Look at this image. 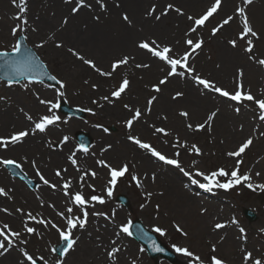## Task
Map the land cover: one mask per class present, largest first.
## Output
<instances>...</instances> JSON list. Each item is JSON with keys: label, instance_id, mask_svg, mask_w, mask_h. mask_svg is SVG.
Segmentation results:
<instances>
[{"label": "rangeland", "instance_id": "374dc122", "mask_svg": "<svg viewBox=\"0 0 264 264\" xmlns=\"http://www.w3.org/2000/svg\"><path fill=\"white\" fill-rule=\"evenodd\" d=\"M192 1L194 4L191 0H104L106 8L102 10L96 0H85L86 4L91 7H83L73 13L72 8L76 6V0H72L71 3L66 0H27L29 27L37 29L35 32L31 30L27 36V42L47 65L50 72L65 83L66 87L62 90L65 95L63 97L57 95L59 87L53 89L46 85L30 84L25 88L23 86L25 83L7 85L0 81V112L3 109H9L5 95L12 99L11 105L13 104L12 107L15 110L5 115L0 125V136L7 137L15 131L27 128L30 124L32 126V122L26 119V115H31L35 120L40 115L48 114V106L40 104L37 96L40 99L51 100L53 103L66 102L71 107L80 108L86 113V119L82 121L71 119L61 115L58 108L53 110L60 120L48 126L47 129L51 133L46 134L45 140L51 144L60 142L63 148V138H68L65 143L69 146V151L62 159V162L65 163L63 165L56 166L50 163L47 160L50 158L40 152L20 153L15 149L19 145H10L7 149L0 148V157L20 162L23 165L22 170L28 177L37 181L40 186L37 191L31 192L22 183L12 178L6 168L0 166V187L5 188L6 191L11 189L9 192L11 198L0 196V209L8 210V212L0 211V224L8 223L13 230L22 232V221L25 217L16 212L17 208H21L25 213L31 211L34 215L40 214L43 218L51 219L58 226L63 227L64 221H61L56 213L64 210L68 200L59 187L61 181L55 176V171L67 169L66 172L62 171V175L64 179L71 178L73 182L71 191L75 192L81 190L79 177L83 173L80 172L90 170L95 171L97 176L95 178L85 177L83 192L91 193L92 190L88 185H94L95 194L103 195L106 200L104 205L96 204L95 208L88 209L89 217L94 211L104 212L108 217L100 216L99 219L92 221L98 234L104 230V227H107L106 230L114 228L118 232L119 225L132 223L139 219L147 228L159 235L162 241L177 254L180 264H189L190 258L176 252L174 245L187 247L205 259L213 254L211 246L215 244L217 251L214 254L225 260L227 264H243L242 257L245 251H252L254 256L264 255V191L250 189L244 183L230 190L214 189L212 192H207L200 189L204 195L198 191L192 192V195L202 203L197 206L184 203L177 208V211H181L184 215H176L174 213L176 204L169 199H175L179 194L176 192V184L168 181L159 186L155 180L151 182L152 175L146 172L145 162L130 155L125 148L127 135L138 136L142 133H139L135 128L130 132L126 127L125 121L130 118L131 113L124 108V105L128 104L133 109L140 108L143 111L146 109L147 100L156 96L157 99L153 102L151 110L159 104L160 117L157 122L150 121L148 125L163 127L170 135L164 136L155 133L153 129L147 143L170 158H175V152L179 151L181 154L179 159L186 170L191 167L193 160L198 162L197 166L202 170H214L221 166L232 169L235 166L236 158L228 157L229 159H226L221 154L236 150L238 145L248 137L254 138L253 144L246 149L242 156L243 163L240 172L241 174L250 172L254 186L264 183V172L261 167L264 165V151L262 150L264 135H261L264 133V121L259 120V113L252 102L246 101L244 106H239L234 101L195 85L187 77H171L167 84L160 86L161 92L153 91V85L158 84L159 80L166 75L167 66L145 50L139 49L137 43L142 39H155L162 45H171L175 52L182 54L185 48L184 33L192 23L187 17L189 15L199 16L213 2V0H200L199 4H195V0ZM53 2L55 3V12L51 17V3ZM188 2L192 5H188ZM167 3H172L175 7L180 8L184 15L170 11L167 16L156 20L146 14L152 5H156L155 15H159ZM4 4L10 8V29L18 23L14 19L18 9L13 0H4ZM236 6H243L242 0H222V7L218 13L210 17L203 28L198 29L204 44L201 49L197 50L189 63L195 66L201 76L214 80L218 86L230 92L235 88L238 70H243L244 89L250 90L254 97L261 98L264 95V66L259 65L257 60L264 59V0H253L251 5L246 6L249 21L259 34V39L253 38L254 50L252 54L243 50L246 47L243 41L238 40L237 48H232L227 43L229 39L235 38L240 31L239 18L225 26L216 36L211 35L213 26L217 25L226 15L232 14ZM124 14L129 16L131 25L122 19ZM1 17L0 14V19ZM50 18H55L53 27L50 26ZM65 20H67L66 24ZM136 23L150 28V32H143L142 27ZM30 34H33V38L30 37ZM20 36L24 35L19 33L16 37L10 35L7 40L1 41L0 39V51H10L11 46ZM41 42H44V46L35 48V44ZM57 43L62 46L56 47ZM100 45H105V48L100 49ZM69 48L77 50L86 58L93 59L97 66L105 71L110 70V64L114 60L124 55H130L135 59H131L128 65L117 69L113 77L107 78L100 76L89 66L83 64L68 51ZM250 55H254L255 59H249ZM138 63L150 66L136 68L135 65ZM125 75L130 80V86L119 100H114V103L109 104L100 99L104 95H109L114 86L118 85L121 77ZM93 84L98 87L93 89ZM176 92H183L184 95L173 99ZM3 99L5 100L3 101ZM93 100H97L102 107L94 104ZM211 101H216V104L219 105L224 103L229 116L238 119L234 124L235 133H233L239 136L236 142L227 141L228 132H231L230 128L227 127L226 131L225 128L217 127L215 120L214 123H211L210 130L208 127L206 128V131L209 132L206 135L186 127L188 123L194 126L206 120L207 115L211 113L210 110L208 111L209 108H212V106L209 107ZM200 105L209 108L197 117V113L192 109H201ZM236 108L240 109L239 113L235 111ZM87 109H92L95 114L93 115ZM182 111L189 113L188 118L180 115ZM244 114L247 116L245 117ZM97 125H103V128H107L108 131L105 132ZM182 127L183 129H181ZM110 128H115L117 133H110ZM78 132H86L92 136L94 144L89 151L85 152L78 146L75 140V135ZM207 136L210 139L205 138ZM177 137L181 143L186 141L189 146L196 144L203 155L196 156L189 154L185 148L174 147ZM214 139H218L220 143L215 144ZM73 152L76 155L79 171L68 160ZM112 153L116 157L110 160L109 157L112 156ZM25 158H27V162H25ZM100 159H104L114 167L128 163L130 173H135L141 179L143 187L138 188L136 183L131 180V175L126 174L118 181L112 197L108 198L104 188L109 177L107 169L97 165L96 161ZM32 161L36 162V168L46 179L57 183V189L53 190L47 185H43L39 177L35 175ZM167 167V169L162 168L158 173L163 181L165 178L173 177L174 174L180 178V181L177 180L178 184H184L182 182L184 179L188 180L175 167ZM257 172L260 173L259 176H256ZM153 187L161 188L160 193L157 194V203H152L145 195ZM180 192L186 194L182 186ZM121 194L129 198L131 210L128 211L117 204L116 198ZM59 196L63 200L58 201ZM42 202L43 206H41ZM203 202L209 203L204 205ZM49 204L55 205V208L49 207ZM142 204L145 207L141 208ZM202 209L207 211L202 212ZM245 209L254 212L258 217L257 221L249 223L243 215ZM188 212H191L193 216H188ZM199 220L202 221L199 223ZM233 220L236 221L234 224L239 230L244 229L243 233L240 231V236L247 240L246 244L240 243L236 239L233 242L236 245L234 248L224 242L211 241L210 236L217 235V233H213L215 223L226 225ZM176 225H179L182 232L177 231ZM29 226L35 227L39 235L25 234L23 238L28 240L27 245L19 243L15 246L6 245V251L0 250V264H26L22 255L24 249L35 257L44 256L49 260V264L59 258L53 252V248L61 242L56 230L50 225L45 228L43 225L32 222H29ZM157 226L165 230L164 235L153 231V228ZM90 228L74 230L73 235L77 239V244L63 259L64 264H111L107 259V254L103 253L96 258L93 255L90 263H86L92 250L81 247V236L88 234ZM183 233H187V235L185 236ZM119 236L124 243L118 241L121 247H132L135 253L140 254V259L131 262L168 264L161 260L157 263L150 260L144 248L131 237L123 233ZM238 237L239 235H237ZM102 241L103 239L100 237V242ZM235 249H237L236 252ZM81 256H86V259L79 260ZM37 262L43 264L42 261L38 260Z\"/></svg>", "mask_w": 264, "mask_h": 264}, {"label": "snow or ice", "instance_id": "6c2138e0", "mask_svg": "<svg viewBox=\"0 0 264 264\" xmlns=\"http://www.w3.org/2000/svg\"><path fill=\"white\" fill-rule=\"evenodd\" d=\"M66 2L71 3L72 0H66ZM14 5L18 9L17 15L14 17L18 23L15 24L14 27L11 29V35L16 37L19 33H26L29 26V21L27 18V0H13ZM96 3L99 7L104 10L106 5L104 0H96ZM243 6H236L233 9L232 14L226 15L217 25L213 26L211 30V35L216 36L218 32H220L225 26L230 25V23L239 18L240 22V31L238 32L235 38L229 39L227 43L232 48L238 47V40L243 41L246 45L244 47V51L246 53H253L254 44L253 38L259 39V34L257 31L254 30L252 24L249 21L246 6L251 5L253 0H242ZM83 7H91V5L86 4L85 0H76V6L72 8V12H78ZM222 7V0H213L211 5L199 16H192L189 15L187 19L192 23L188 27L187 31L184 33L183 43L185 45L184 51L182 54H178L174 51L173 47L169 44H160L155 39H142L138 41L137 47L141 50H145L148 54L152 57L156 58L157 60L161 61L164 65L167 66V72L163 79H160L158 84L153 85V91L159 93L161 92V85H165L168 83L169 78L178 76L180 78H190L195 85L202 86L204 90L209 92H214L219 94L222 97L227 98L230 101H234L237 104H242L244 101H250L256 106V110L259 113V120L264 121V95L261 98L254 97L250 90H245L243 85V70H238L237 72V79L235 83V88L233 91H228L225 88H222L217 85V83L209 78H204L201 76L197 71L194 65L190 64V59L197 53V50L201 49L204 44V40L202 36L199 35L198 29L203 28L206 25V22L209 20L210 17H213L214 14L218 13V11ZM170 11H175L179 15H184L183 11L175 7L172 3H167L166 6L160 11L159 15H155L157 12V6L152 5L148 11L147 15L149 17H154L156 20H160L162 16H167ZM122 19L131 25V20L127 14H124ZM67 23V20L64 21ZM31 30L33 32L37 31L35 27H32ZM193 34H196L195 36ZM27 35L23 36V40L27 41ZM44 46V42L35 44V48H42ZM62 45L57 43L56 47H61ZM68 51L75 56L78 60L82 61L83 64L89 66L92 70L98 73L102 77L111 78L117 72L121 66H125L129 64L131 59H135L130 55H124L116 60H114L110 64V70L105 71L102 68L98 67L96 62L91 58H86L84 55H81L77 50L69 48ZM249 59H255L254 55H250ZM258 64L264 66V59L257 60ZM150 65L148 64H136V68H147ZM219 67V65H217ZM0 68L4 70L5 76L8 78V83L12 84L14 81L18 82L19 78L27 81L23 86L25 88L28 87L30 84L34 83H42L43 78H47L49 80L55 81L56 85L59 86L57 89V95L63 97L65 93L62 91L66 85L65 83L58 79L55 75H49L47 72V66L40 61V58L36 55V53L26 46L25 43H22L21 40H16V42L11 46L10 51L4 50L0 51ZM87 83V81H85ZM130 86V80L127 76L121 77L118 85L114 86L113 90L110 91L109 95H104L100 97L103 101L112 104L114 100H119L126 92V90ZM93 89H96L98 86L93 84ZM184 95L183 92H176L173 96V99L180 98ZM40 104L47 105V113L44 115H40L37 119H33L31 115H26V119L32 122L31 128H24L18 131L11 133L7 137L0 136V148L7 149L10 145H15L18 143H22L23 140L28 137L30 134H35L36 132L43 133L47 130L48 126L55 124L57 121L60 120V117L55 114L53 111L60 107L59 103H53L51 100H44L40 99L37 96ZM157 99L156 96H152L147 100V106L145 111L151 112V106L153 102ZM94 104H98L97 100L92 101ZM98 106L102 107V105ZM124 108L127 109L131 116L125 121L126 127L131 130L133 125L136 121H139L142 117L143 113L140 108L133 109L130 105L125 104ZM87 111L92 112V109H87ZM218 111V110H217ZM217 111H212L210 114L207 115L206 120L204 123H199L193 125L188 123L186 127L189 130L193 131H202L206 127L211 128V123L217 115ZM235 111L239 113L240 109L236 108ZM94 115L95 113L92 112ZM181 116L188 118L189 113L187 111H182L180 113ZM166 119V117H165ZM97 127L103 128V125H97ZM155 133L163 134L164 136L170 135L168 131H166L163 127H155L152 126ZM105 132L108 131L107 128H103ZM264 135V133H261ZM67 137H64L63 142L67 141ZM127 139L131 141L133 144L137 145L140 149H143L149 152L153 157H156L158 160L163 161L167 165H171L179 170L185 177L188 178V181L191 185H195L200 189H203L207 192H212L214 189H223V190H230L231 188L244 183L246 187L256 190L259 189L260 191H264V183L253 185L252 183V176L250 172H246L241 174L240 167L243 163L242 156L245 153L246 149H248L253 144V139L248 137L244 141H242L236 150L228 151L225 155L229 158H236L235 166L232 169H227L223 166L218 167L214 170H202L200 169L197 164L196 160L192 161L191 167L186 170L185 167L182 166L181 161L179 159L180 152H175V158H170L156 148H154L150 143L142 141L138 136L129 134L127 135ZM177 148H185L189 152V154H195L196 156L203 155L201 149L196 144H191L190 146L187 142L181 143L179 141V137H177L176 143L173 145ZM87 152V149H83ZM68 160L71 162L73 166L79 168L77 166V159L75 152H73L69 157ZM25 162H27V158H25ZM97 165L106 168L107 174L109 179L105 185L104 191L108 198H111L113 195L114 188L116 187L118 181L125 177L126 174L131 175V180L136 183L138 188L143 187L141 179L135 174L130 173V166L128 163H123L118 167H114L112 164L108 163L104 159H100L96 161ZM0 166L4 168H14V169H22L23 165L15 159L4 158L0 157ZM32 167L35 169V175L39 177V180L43 183V185H47L49 188L55 190L57 189V183H52L45 176L40 172L38 168H36V162L32 161ZM62 171L66 172L67 169H57L55 171V176L60 178L59 187L63 191L64 196L68 200L67 206L64 208L63 211H57V215L64 221V226H58L54 223L51 219H45L40 214L34 215L31 211L24 212L23 209L17 208L16 212L21 213L25 219L22 221V228L23 231H15L8 223L0 224V250H7V246H15L17 243L21 245H27L28 240L23 238L25 234L32 235L36 234L39 235L38 230L35 227L29 226V222L34 224L43 225L45 228H48L49 225L51 228L55 229L59 235L60 241L63 242V247L60 248V256L56 260L52 261V264H64L63 257L66 255L69 250H73L74 246L77 244V239L74 238L73 232L77 229H84L88 223L89 218V208H95L96 204L104 205L106 203L105 197L103 195L95 194L96 189L94 185L89 184L88 187L91 188V193L85 194L83 192L84 182L86 176H91L95 178L97 173L95 171L85 170L84 173L79 177L80 180V191H71L72 189V180L64 179L62 175ZM260 173L257 172L256 176H259ZM27 178V177H25ZM223 178V179H221ZM152 180H155V175H153ZM9 192L11 189L7 191L5 188L0 187V196H9ZM162 194V193H161ZM147 197H151L152 193L147 192L145 193ZM9 198H11L9 196ZM43 206V202L41 204ZM49 207L55 208V205L49 204ZM145 207L144 204L141 205V208ZM159 208V205H157ZM75 210V211H74ZM0 211L8 212L7 209H0ZM207 211L206 209H202V212ZM11 215V213H9ZM92 216H106L104 212L101 211H94L91 213ZM114 215V213H113ZM236 221L233 220L232 223ZM119 231L115 233L116 236L121 235V233L126 234L128 236L132 235L130 231L131 222L124 225H119ZM214 229L219 230L226 227L224 223H215ZM176 229L179 232H182V229L179 225H176ZM153 231L160 233L161 235L165 234V230L160 227H154ZM240 231L243 233L244 229L241 228ZM185 236L187 233H183ZM223 237H221V240ZM113 247L110 250H107V257L112 262V264H116L117 253L120 252V248L116 247L117 241L113 239L111 241ZM152 246L155 248V242H152ZM175 251L178 253L183 254L185 257L190 258L189 264H227V262L221 258H218L214 253L217 251L216 245L213 244L211 246V252L213 253L210 257L202 259L200 255L194 253L193 251L189 250L187 247H179L173 246ZM160 250V249H156ZM56 249L53 248V252ZM22 255L24 257V261L26 264H37V261H42L43 264H49V260L45 259L44 256L35 257L33 254H29V252L24 249L22 251ZM243 264H264V255L254 256L252 251H245L242 257ZM135 264V262H133Z\"/></svg>", "mask_w": 264, "mask_h": 264}, {"label": "bare ground", "instance_id": "6f19581e", "mask_svg": "<svg viewBox=\"0 0 264 264\" xmlns=\"http://www.w3.org/2000/svg\"><path fill=\"white\" fill-rule=\"evenodd\" d=\"M200 0H195V4H199ZM191 2L194 4V2L191 0ZM188 5H192L190 2H188ZM51 11H50V16L53 17L54 16V12H55V3H51ZM0 14L2 15L1 19H0V39L1 41L3 40H7L9 39L10 35H11V29H9V25H11V22L9 20V11L10 8L4 4V0H0ZM55 23V18H50V26L53 27ZM137 24V23H136ZM140 25V24H137ZM143 29V32L147 33L150 32V28L146 27L145 25H140ZM31 32V27L28 26V30L26 33H22L23 35H27ZM136 32V31H135ZM133 32V33H135ZM131 33V34H133ZM130 34V35H131ZM30 37L33 38V34H30ZM30 38V39H31ZM107 46V45H106ZM128 47V46H126ZM105 45H100V49H104ZM130 48V45H129ZM132 49V48H131ZM99 56V55H98ZM5 99H7L6 104H8V108L9 109H3L0 112V125L2 123V121L5 118V115L8 113H12V111L14 110L13 104L11 105L12 99L9 96H4ZM3 99V101L5 100ZM2 101V102H3ZM10 101V103H9ZM246 103V101H244L242 104H239V106H244ZM212 106V108L210 109L209 107ZM1 107V105H0ZM208 106H201V109L198 108H193L192 111L197 113V117L199 114H202L203 111L207 108L208 111L210 110L212 111H217V115L218 117H215V123L217 127L220 128H225V130L227 131V127L230 128L231 132H228V137L226 138L227 141H229L230 143L236 142L239 138L238 135L233 134L235 133V129H234V124L238 121V119L230 117L227 110H226V105L223 103V105H219L216 104V101H211V103ZM160 109V105H156L153 110H151V112H146L145 110L142 111L143 115L140 118L139 121H136L133 125V128L131 130H133L134 128L139 132L142 133V135H138V137L144 141V142H148V140L151 138V131L153 132V127L152 125H148L149 122H157L159 120L160 114L158 112V110ZM205 110V112H206ZM244 116L246 117L247 115L244 114ZM217 118V119H216ZM214 120L212 121V123H214ZM205 122V121H204ZM203 122V123H204ZM196 125V124H195ZM195 125L193 126V128H195ZM31 124L27 127V128H31L30 127ZM207 128V127H206ZM206 128L202 131H200V134L206 135L209 132L206 131ZM183 129V127L181 128ZM130 130V132H132ZM217 130V129H216ZM47 133H51L49 131V129H47L45 132L40 133V132H36L35 134H30L28 137H26L22 143H18L15 145H19L17 146L15 149L19 150L20 153H38L40 152L41 154L49 157L50 159H47L50 161V163H53L56 166H60L63 165L65 163L62 162V159H64L65 154L67 151H69V146L63 142V148L61 147V143L60 142H55L54 144H51L49 141H46V134ZM242 133V132H241ZM210 135V134H209ZM207 139H210L208 136L205 137ZM254 140V138H252ZM64 140V138H63ZM226 141V140H225ZM214 143L215 144H219L220 141L218 139H214ZM67 145L66 148H64ZM14 146V145H13ZM125 148L127 150L128 153H130V155L132 156H136L137 158H139L140 160H143L146 164V172L151 174L152 177L153 175H155V181L157 182V184L161 183H167L168 181L173 182L176 184L175 188H176V192H178V196L175 199H171L169 198L172 203H175V209H174V213L176 215H184L181 211H177L178 206L186 203V204H190L193 206H197L199 203H202V201H199L198 198H196L195 196L192 195V192H201L195 185H191L190 182L187 179L182 180V182L184 184H178L177 180L180 181V178L176 177V174H174L173 177L170 178H165L164 181L161 178V176L158 174L160 172V170L162 168L167 169V165L163 162L158 160L156 157H153L149 152L140 149L137 145L133 144L131 141H129L128 139L125 140ZM182 149V148H179ZM65 150V151H64ZM158 150V149H157ZM264 151V148L262 149ZM159 151V150H158ZM228 151V150H227ZM115 153V152H114ZM225 153H222L221 155L226 159H229ZM112 156L109 157L110 160L114 159L113 153L111 154ZM135 160H138L136 158H134ZM67 159H66V163H67ZM262 170L264 172V165L261 166ZM106 170V169H105ZM80 173H84V171H81ZM87 177H91V176H87ZM151 182H153V180L151 179ZM181 186L184 188V191L186 192V194L180 192ZM161 188L160 187H153L151 189H149V192L152 193L151 197L148 199L153 203L156 202L157 203V194L160 193L159 190ZM202 194V192H201ZM162 195H164L162 193ZM204 195V194H202ZM61 197L59 196V200L61 201L63 199H60ZM204 205L206 203L209 202H203ZM92 213V212H91ZM188 216H193L191 212L187 213ZM59 217V216H58ZM100 216H92L88 218V223L86 225V227H91L89 230V233L86 234L85 236H81L82 239V246L81 247H85L88 250H92V253L89 255V260L86 261V263H90V259L93 257L96 258L99 254H107V250H110L111 247H113V245L111 244V241L113 239H115L117 241V244L115 245L116 247H119L121 250L119 253H117V259H116V264H133V262H131L132 260H136V259H140V254L135 253L132 247L129 248H124L121 247L120 244L118 243V241H120L121 243V237L120 236H116V230L113 229H108L106 230L107 227H104V230L102 232H100L99 234L97 233V230L95 229V225H92V221L95 219H99ZM59 219H61L59 217ZM62 221V219H61ZM202 220H199V223ZM96 224H98V222H95ZM99 231V230H98ZM80 232V231H79ZM202 232V230H201ZM203 233V232H202ZM213 233L217 235H213L210 236L211 241L215 242H224L226 243L229 247H236V245L233 243L235 242V240H239L240 243L246 244L247 240L242 238L240 236V230L239 228H237L235 226L234 223H232V221H229L226 224V227L220 230H213ZM237 235H239V237L237 238ZM100 237L103 239L102 242H100ZM221 237H223V239L221 240ZM118 239V240H117ZM124 244V243H123ZM237 249H235L236 252ZM86 259V256H81L79 258V260H84ZM108 259V257H107ZM108 261L112 264V262L108 259ZM137 264V262L135 263Z\"/></svg>", "mask_w": 264, "mask_h": 264}, {"label": "water", "instance_id": "95a60500", "mask_svg": "<svg viewBox=\"0 0 264 264\" xmlns=\"http://www.w3.org/2000/svg\"><path fill=\"white\" fill-rule=\"evenodd\" d=\"M21 42L24 43V40L21 39ZM0 76H1L2 79L8 81V78L5 76L4 70L2 68H0ZM21 81H23V79L19 78L18 82H21ZM42 82H51L54 85H56L55 81L49 80L47 78H43ZM61 109H62L63 113H67L69 115L80 116V117L83 116L82 112L77 111V110H71L65 105H62ZM78 140L82 142V146L83 147H87V145L88 144L90 145V143H91L90 138L88 136H86V135H78ZM10 169H11L12 173L15 176L23 179L24 181H26L28 183V185L31 188H34V184L32 182H30L27 178H25V176L18 169H14V168H10ZM118 202H120V203L126 205L127 207H129V202H128V200L125 197H120L118 199ZM245 215L249 219L250 222H254L257 219L256 216L250 211H245ZM132 230H133L134 237L137 240H139L140 242H142L144 245L147 246L148 252H149L150 256L153 259H156L157 256L160 255L161 257L167 259L171 263H175L176 262L175 257L173 255H171V254H169V253H167L165 251L163 252L161 250H159V251L156 250L157 248L160 249L158 241L154 237L149 235V232L146 229H144V227L142 226L141 222H136L133 225ZM153 241L155 242V245H156L155 248L152 246V242ZM58 252L60 253V248H58Z\"/></svg>", "mask_w": 264, "mask_h": 264}]
</instances>
